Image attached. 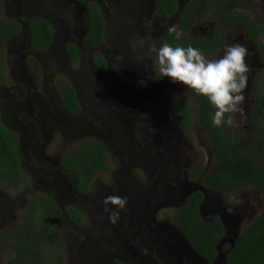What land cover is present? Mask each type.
<instances>
[{
  "label": "rangeland",
  "instance_id": "374dc122",
  "mask_svg": "<svg viewBox=\"0 0 264 264\" xmlns=\"http://www.w3.org/2000/svg\"><path fill=\"white\" fill-rule=\"evenodd\" d=\"M1 1L4 19L25 22L23 16L17 15L21 4L24 8L27 6L25 11L29 10L31 4H39L34 10L37 15H43L48 8L42 7V3L49 2L48 5L52 6L55 0ZM59 1L62 7H66L64 11L68 14L73 11L79 17L77 25L68 21L70 24L67 31L70 28L81 30L84 23L80 17L84 13L85 5L75 0ZM93 1L100 6L104 19L103 41L100 45L94 49L85 48L81 57L72 64L62 54L60 42L65 40L62 34L58 37L59 41L54 42L52 48L44 53L29 52L23 36L7 38L4 87L10 88L14 84L12 67L17 66L15 61L25 58H34L45 67L35 91L41 97L54 93L53 87L56 86L58 78L71 82L76 86L81 111L69 122L68 147L65 148L63 156L70 155L83 140L94 139L105 146L107 163L113 169L99 170L90 188L76 197L75 194L59 196L54 187L48 184L52 182L43 185L40 173L34 171V176L28 175V166L25 164L26 172L18 188L14 189L0 182V209L7 213L0 216V220L5 217L0 233H14L28 218L30 198L34 194H49L51 191L50 195L62 211L72 207L82 219L80 224H74L63 218L64 228L60 239L64 250L63 264H114V261L120 264H162V258L154 253L158 247L161 255L167 253L173 258L177 257L175 253L181 247L187 249L182 231L172 220L173 213L180 208L178 202L186 195L178 189L179 184L183 183V174L200 150L204 158V177L215 162L214 151L210 138L197 117L196 105L189 89L171 83L168 77H163L164 84L161 85L156 72V61L148 57L137 59L144 49L137 47L134 50L132 47L139 39L148 40L150 36L149 39L158 43L166 42L168 29L174 25L178 27V15L164 18L159 13L156 0ZM189 1L177 0L181 10ZM237 4L240 12L251 17L264 18V0H237ZM44 8L46 9L42 12ZM65 16H56L58 25L65 26L67 20L62 19ZM68 16L66 18L70 19L71 14ZM209 16L213 18L210 13L207 18ZM143 18H146L150 26L145 36H142V31L139 28V32L135 25L136 22L144 20ZM215 21L216 18L194 25L188 32L190 38L210 37ZM240 32L237 26L230 29L223 44H231ZM260 39L264 43V32ZM224 45L215 55L208 57L217 59L222 56ZM94 51L100 52L108 61L109 65L104 71H97L91 65L90 54ZM56 70L60 73L58 76L55 74ZM263 70L264 66L251 74L249 68V79L244 91L245 101L242 105L244 116L242 118L239 113L235 114L230 135H235L233 132H236L238 137H242L247 133L256 95V77L259 75L264 78ZM175 95L186 98L191 104L188 136L181 132L177 118L173 116L169 106L170 99ZM5 96L2 95L0 101L4 102ZM138 99L149 100L155 105L158 110L155 121H146L133 113L132 106ZM16 108L14 105L4 109V120L10 118ZM262 126L264 130V122ZM27 134L32 137V133ZM31 140L34 143V139ZM54 140L56 144L46 148L48 154L55 151L58 142L55 136ZM38 148L37 146L35 154H38ZM69 175L72 180L74 175ZM189 189L204 190L205 199L199 207L201 217L210 225L213 217L218 216L224 226L225 235L217 245L219 255L214 260L208 262L197 253H189L188 260L194 264H226L228 252L221 247L224 249L225 244H236L243 228L264 206V195L259 189L243 183L234 195L225 198L223 193L203 186L202 178L185 190ZM23 194L26 198L24 200ZM112 196L126 198L127 204L123 211L110 203L105 204V200ZM116 211H119V218L113 223L110 215ZM156 223L163 224L164 228L170 227L166 234L171 240L164 234L159 235L152 228L157 227ZM174 243L178 244L177 249L171 246ZM153 246L156 247L153 249ZM14 256L13 248L0 249V264Z\"/></svg>",
  "mask_w": 264,
  "mask_h": 264
},
{
  "label": "trees",
  "instance_id": "16d2710c",
  "mask_svg": "<svg viewBox=\"0 0 264 264\" xmlns=\"http://www.w3.org/2000/svg\"><path fill=\"white\" fill-rule=\"evenodd\" d=\"M159 11L163 17L173 16L178 9L177 0H156ZM237 0H190L181 10L178 28L183 30V37L175 41L167 31L166 43L187 47L191 45L201 50L206 56L215 55L222 46L225 33L232 25H240L247 34V38L256 43L264 58V47L259 36L264 32V18L251 17L240 12ZM89 26L82 42L87 46H98L103 41L104 21L98 5L87 3ZM213 18H207V14ZM0 2V84L4 82L5 40L17 36L22 28L15 21L2 17ZM216 18L211 27V36L208 38H190L189 30L207 20ZM28 44L32 51L46 49L50 42L51 28L49 22L42 17H34L28 22ZM65 52L70 62L76 63L78 51L76 45L69 43ZM92 64L99 68L107 67L106 58L98 51L91 54ZM27 64L36 76L41 75L39 63L34 58H28ZM161 85L163 77L158 74ZM263 79V80H262ZM257 77L256 103L251 115L247 133L242 137L230 135L232 126L217 128L212 125L211 118L214 107L207 98L189 90L196 105L199 121L204 126L211 142L215 155V162L208 173L202 177L203 186L220 191L225 198L234 195L241 184L247 183L259 189L264 195V78ZM58 92L63 96L65 105L71 114L77 113L79 106L75 98L73 86L64 79L59 80ZM170 108L179 120L180 127L185 135L190 134L191 104L182 96H173ZM135 113L153 121L158 110L149 101L140 100L135 104ZM16 132L2 124L0 114V179L13 186L22 177L20 174L19 155L17 150ZM62 166L76 174V190L85 192L91 185L95 173L99 170L111 171L112 165L107 163L105 146L94 139L83 140L76 149L63 161ZM204 158L200 150L196 159L187 171L188 178L195 180L202 174ZM140 176L138 171H135ZM203 199L200 190L190 193L182 205L172 215V220L183 232L191 248L209 260L218 255L217 244L224 236V228L218 216L213 217L210 225L202 219L198 205ZM28 218L17 230L15 237L8 234L0 235V249L13 248L15 256L6 264H61L63 247L60 243V233L63 224L62 212L54 200L47 195L34 194ZM74 224L82 222L74 208L64 212ZM38 220V221H36ZM38 241V242H36ZM227 250L226 264H264V206L256 217L248 223L240 233L236 244L231 248L229 244L223 245Z\"/></svg>",
  "mask_w": 264,
  "mask_h": 264
},
{
  "label": "flooded vegetation",
  "instance_id": "af4514ba",
  "mask_svg": "<svg viewBox=\"0 0 264 264\" xmlns=\"http://www.w3.org/2000/svg\"><path fill=\"white\" fill-rule=\"evenodd\" d=\"M75 1L78 3H83L85 5L84 13H82V16L80 17V19H82V21L84 23L83 28L81 30L79 28H70V30L67 31V28L70 24L68 21L73 22L77 25V24H79V21H78L79 17L77 18L76 13L71 11V12H69V14H71L70 19L66 18V16L69 15L67 11H64V10H66L65 9L66 7L64 8L62 6H59L58 8H53V6L50 7L48 5L49 2H47L45 4L42 3V7L48 8V9H46V8L42 9V12L46 9V13L43 12V15L41 14V15L29 16L26 14V11H25V8L27 6L24 8L21 4V8L18 9L17 15L23 16L22 19H23V21L26 22V24H28L29 20L34 18V17H42V18L46 19L47 22H49V25L51 28V37H50L51 39H50V42L47 45L46 49L32 51L30 49L29 44H28L29 32H28L27 28L23 29L15 37H19V36L24 37V40L26 42L27 49L29 52H32V53L43 52L44 53V51H47V50L49 51V49L52 48L54 42L59 41L58 37L62 34V35H64L63 38H65V40L60 42V48L63 49V50H61L62 54L66 57L67 60H69V57L65 52V47L67 44L73 43L76 45V48L78 51V59H79V57H81V54H82L81 52H83V50L85 48L94 49L97 47V46L91 47V46H87V45L83 44L82 39L86 35V33L88 31V26H89L88 11L86 8L87 3L90 1L96 3V5H98V3L96 1H93V0H75ZM0 2L2 5L1 0H0ZM98 7H99V10H100V13L102 16L101 8L99 5H98ZM3 13L4 12H3V6H2V14H1L2 17H3ZM159 13H160V11H159ZM54 14H56V15L54 16ZM58 14H63L64 16L66 15L64 18H62L64 21L67 20L65 23V26H63L62 24L58 25V18L56 17V16H58ZM102 18H103V16H102ZM164 18H166V17H164ZM143 19L144 20H142L141 22H136L135 25H137V29L139 32H140V30L142 31V33H143L142 36H145L149 32L150 26L148 25V21L146 20V18H143ZM11 21H15L18 24H20L19 22H21V20H11ZM103 21H104V19H103ZM235 26L239 27L241 32L239 35L235 36L234 40L231 41V44L239 43V44L244 45L248 49V56L246 57V62L248 64L249 68L251 69V74H253V72H255L256 70L259 71L264 66V58L262 57L261 51L258 48V46L256 45V43L252 42L251 40H249L247 38V34L244 31L242 26L232 25L230 28L227 29L225 35L228 33V31L230 29L234 28ZM139 28H140V30H139ZM261 35H262V33L259 36L260 41H261V39H260ZM150 37H148L147 39H149ZM5 43L6 42H4V44ZM223 43H224V41H223ZM61 45H62V47H61ZM223 45L224 44H222V46ZM262 47H264L263 42H262ZM91 54H90L91 65L97 71H104L109 65L108 61H107V67L104 70L99 69L92 64ZM27 59L28 58H25L24 60H21V61H15L18 64H17V66L12 67L11 72L14 75L13 77L15 79H14V84H11V83H10L11 85L9 84L10 88H5L4 82L2 84H0V98L4 94L6 95L5 101L4 102L0 101V102H2V104H0L1 105L0 114H1L2 124L4 126H6V124H7L8 126H6V127L11 129L12 131L16 132L18 135L17 150H18V155H19V163H20L19 167H20V174H21L22 179L18 183H16L15 185H13V186L10 185V186L14 189H16L20 186V184L23 180V175L26 172V169H25V164H26L28 166V171H27L28 175L34 176V171H37L38 173H40L42 181H43V185H44V183H47L49 181L52 182V183H48V184H50L52 187H54L56 192L59 193V196H63L66 194H75L76 197L81 196L90 188L94 179H93L91 185L89 186V188L85 192L79 193L75 188L76 187V174L73 171L62 166V161L66 157H68V156L64 157L63 153H64L65 148L67 149V147H68L67 137L69 136V130H70L69 122L71 121L72 118H75L81 111L80 101L78 100L77 95H76V86L74 87L71 82H68L74 88L75 98H76L78 106H79L78 112L71 114L65 105L63 96L58 92V89H57V87H58L57 83L62 78L57 79L56 86L53 87L54 93L45 94L44 97H41V95L36 93L35 91H36L37 85H38L37 81L40 80L42 75H40V76L35 75V73L28 66ZM39 66H40L42 73H43V70H45V67L40 63H39ZM55 74H56V76H58L60 73L58 70H56ZM29 75H31V76H29ZM257 77H260L261 79L263 78L259 75ZM257 77H256V85L258 84L257 83ZM4 81H5V79H4ZM65 81H67V80H65ZM263 85H264V81L262 83V86ZM140 100H145V99L136 100L132 106V111L139 118H142L146 121H150V120H147L146 118H143V117H141L135 113V104L137 103V101H140ZM146 101H148V100H146ZM255 103H256V95H255L254 106H255ZM14 105L17 106L15 113L13 115H11V117L8 118L7 120H4L3 110L4 109L7 110V109L13 107ZM169 106H170V101H169ZM254 106H253V109H254ZM252 113H253V110H252ZM252 113H251V115H252ZM173 116L175 118H177V116L174 115V113H173ZM250 119H251V117H250ZM153 121H155V120H153ZM177 121L179 124L178 118H177ZM179 126H180V124H179ZM180 130L183 133L181 127H180ZM26 132L32 133V137L29 134H27ZM54 136L56 137L58 142H57L56 147L54 148L55 151L52 154H48L46 151V148H49L52 144H54V145L56 144V141L54 140ZM31 138L34 139V143L32 142L33 140H31ZM37 146L39 147L37 149L38 154H35V149ZM195 159H196V156L194 157V161H195ZM192 163L187 167L186 171L184 172L183 179H182L183 183H180L179 187H178V189H181L183 192L186 193L184 198L181 197L182 199L178 202V205L180 208L184 204L186 197L190 193H192L193 191L197 190V189H193V190L192 189L185 190V189L192 187L195 184V182L201 178V175H202L201 174L195 180H191L188 178L187 170L190 168ZM183 166L185 167V164ZM97 172L95 173V176H96ZM202 172H203V170H202ZM69 173H72L74 175L72 180L69 177L70 176ZM95 176H94V178H95ZM0 182L6 183L7 185H9L8 182L3 180V179H0ZM50 192L51 191H49V194L48 193H41V194L47 195L53 199V197L50 195ZM22 197H23L22 198L23 200L26 199L24 194L22 195ZM23 200H22V202H23ZM30 206H31V203H30ZM29 209H30V207H29ZM62 212L64 213L65 211H62ZM5 215H7V213L4 210L0 209V216H5ZM62 218H66L65 221L71 222V220L67 217H64V215ZM0 221H2L0 223V226H2L5 222V217H4V219H1ZM155 225L157 227L152 226V228H155L156 232H158L159 235L164 234L168 238V240H171L169 238V236L166 234L167 229H169L170 227L164 228L163 224H157V223ZM176 226L178 227L179 230H181L178 225H176ZM63 228H64V225L62 224L60 239H61V234H62ZM17 230L14 233H11L8 235L15 237ZM6 234L7 233H4V234L0 233L1 236L6 235ZM182 235L185 239L183 232H182ZM172 241H175V240L173 239ZM36 242H38V241H36ZM134 243H136V242L134 241ZM163 245H164V242L162 241L161 246H163ZM185 245L187 246V249H185L184 247H181L182 249L179 252L175 253V255L177 257H174V258L171 255H168L167 253H165L164 255H161L159 247L157 248V250L154 253L159 254L160 258H162L161 259L162 264H194L188 260V256H189V253L192 255H196L195 253H197V252L195 250H193L191 248V246H189V243L186 241V239H185ZM171 246L173 248L177 249L178 244L174 243V244H171ZM155 247L156 246H153V249ZM221 249L223 251H226L222 247H221ZM218 251H219V249H218ZM197 254L208 262L212 261V260H209L206 257L200 255L199 253H197ZM177 258H179L180 260ZM8 261H9V258L6 260V262L4 264H6ZM111 261H112V259H111ZM63 263H64V250H63V257H62L61 264H63ZM113 263L114 264H120L117 261H114Z\"/></svg>",
  "mask_w": 264,
  "mask_h": 264
},
{
  "label": "clouds",
  "instance_id": "9594fccd",
  "mask_svg": "<svg viewBox=\"0 0 264 264\" xmlns=\"http://www.w3.org/2000/svg\"><path fill=\"white\" fill-rule=\"evenodd\" d=\"M168 31L175 41L181 40L184 35L183 30L175 25L171 26ZM132 47L134 50L137 47L144 49L137 59L142 60L148 57L156 61L160 77H168L171 83L179 84L207 98L215 109L211 118L213 126L217 128L232 126L234 116L237 113L243 118L244 109L242 105L245 101L244 91L249 72V66L246 62L248 49L244 45L239 43L225 44L223 55L217 59H210L201 50L191 45L187 47L174 46L166 42L158 43L151 39L141 38L138 43H133ZM109 203L116 209L123 211L127 200L123 197L112 196L105 200V204ZM63 215L62 212V217ZM118 218L119 211L110 215L113 223Z\"/></svg>",
  "mask_w": 264,
  "mask_h": 264
},
{
  "label": "water",
  "instance_id": "95a60500",
  "mask_svg": "<svg viewBox=\"0 0 264 264\" xmlns=\"http://www.w3.org/2000/svg\"><path fill=\"white\" fill-rule=\"evenodd\" d=\"M34 1V0H33ZM32 1V2H33ZM31 2V3H32ZM39 5V4H38ZM38 5H36V6H34V5H30V8H29V10L28 11H26V14L27 15H29V16H35V15H37L36 13V11L34 10L35 8H37L38 7ZM52 6L54 7V8H58L59 6H62L61 5V2L59 1V0H55L54 2H52ZM157 6H158V4H157ZM180 12H181V9H180V7H179V5H178V9H177V12L174 14L175 16L176 15H178L177 17H178V20H179V14H180ZM173 15V16H174ZM21 26H22V29H25V28H27V24L25 23V22H21ZM63 44V43H62ZM61 47H62V45H61ZM149 101V100H148ZM203 175H204V173L201 175V178L203 177ZM201 191L203 192V194H204V190L203 189H201ZM205 199V194H204V197H203V199H202V201L200 202V204L198 205V209H199V207H200V205H201V203L203 202V200ZM222 223V222H221ZM223 225V224H222ZM223 228H224V226H223ZM224 235H225V230H224ZM224 237V236H223ZM222 242V241H221ZM190 246V245H189ZM231 248L233 247V246H230ZM218 255H219V252H218Z\"/></svg>",
  "mask_w": 264,
  "mask_h": 264
}]
</instances>
